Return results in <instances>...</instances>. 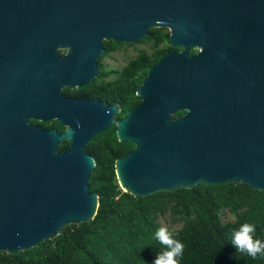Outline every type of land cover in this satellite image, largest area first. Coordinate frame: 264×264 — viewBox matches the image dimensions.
<instances>
[{"label":"water","instance_id":"95a60500","mask_svg":"<svg viewBox=\"0 0 264 264\" xmlns=\"http://www.w3.org/2000/svg\"><path fill=\"white\" fill-rule=\"evenodd\" d=\"M153 28L183 50L151 68L125 118L117 105L65 97L63 87L96 77L105 41L134 43ZM54 118L64 132L31 122ZM115 124L136 146L116 161L136 197L201 183L264 191V0H0V251L95 218L87 145Z\"/></svg>","mask_w":264,"mask_h":264},{"label":"trees","instance_id":"16d2710c","mask_svg":"<svg viewBox=\"0 0 264 264\" xmlns=\"http://www.w3.org/2000/svg\"><path fill=\"white\" fill-rule=\"evenodd\" d=\"M114 44L113 40L105 41L108 51ZM133 44L149 46L139 52L124 72L131 78L134 74L135 82L122 87H130L136 95L151 67L169 51L180 48L171 45L167 28H153ZM128 77L125 75L121 85L128 83ZM139 102L136 96L132 104ZM31 122L54 126L53 122ZM56 125L64 129L57 122ZM70 146L71 142L65 140L59 150ZM134 148L132 143L119 140L115 125L94 137L87 152L97 163L89 180L90 191L99 195L95 218L71 224L59 236L23 252L0 251V264H153L163 247L155 239V232L163 226L162 217L180 225L169 227L184 244L180 264H264V256L253 259L231 244L233 230L244 223L254 224L255 238L264 241V191L242 182L210 186L201 183L191 189L136 197L122 189L116 172V161ZM227 211L234 220L224 222L222 216Z\"/></svg>","mask_w":264,"mask_h":264},{"label":"flooded vegetation","instance_id":"af4514ba","mask_svg":"<svg viewBox=\"0 0 264 264\" xmlns=\"http://www.w3.org/2000/svg\"><path fill=\"white\" fill-rule=\"evenodd\" d=\"M113 41H115V40H113ZM115 42H116V44L111 46L112 49L110 51H108V47L105 46V42H104L105 52L98 59V73H97L96 77H94L88 84H86L82 87L65 86V87H63L62 92L65 95V97L71 98V99L85 100L87 102L97 101L99 103H104L107 106L117 105L119 107V113L115 114L114 118L116 120H121V119L125 118L126 114L130 110L139 107L142 103V100L138 96V90L139 89L137 90L136 95H135V93L129 89L130 87H128L126 90L123 88L124 86L125 87L128 86L130 81H132L133 83L135 82L134 74L131 78L130 74L127 73L129 76L128 77V83L126 85H121V83L124 82L125 75H127V74H124V72L126 71L125 69L127 68V66L129 65V63L132 60L136 59V57L138 55V54L136 56L135 55H132V56L128 55V57L126 58L125 53L127 51V48L135 47L136 45H134L133 43H123V42H118V41H115ZM177 48H180V49L176 50V51L183 50L182 47H177ZM198 51H199L198 48L193 49V50H191V53L196 54ZM60 54L66 55L67 50H64V49L61 50ZM118 55L121 56V60H122V63H120V64H119V59L117 58ZM107 59H109L110 61L106 62ZM150 70H149V72H150ZM149 72H148V74H149ZM148 74H147V76H148ZM145 78H144V80H145ZM136 96L138 97L140 102L138 105H133L132 103L134 102V99ZM185 113H186L185 110L184 111H178L172 115V118L177 119L178 117L184 115ZM32 120L37 121V120H43V119H31V121ZM57 120H59V119L54 118V119H50V121H48V122H53L52 124L54 125L53 127H50V128L44 127L40 124H35V125H39V126H42L44 128H47V129L56 128L60 133H62L66 130V126L61 125ZM37 122L47 123V122H42V121H37ZM56 122L59 123L62 127H64V129L60 130V128L56 125ZM115 126H117V124H115ZM133 145L135 146V144H133ZM135 148H136V146H135Z\"/></svg>","mask_w":264,"mask_h":264},{"label":"clouds","instance_id":"9594fccd","mask_svg":"<svg viewBox=\"0 0 264 264\" xmlns=\"http://www.w3.org/2000/svg\"><path fill=\"white\" fill-rule=\"evenodd\" d=\"M255 231L254 224L244 223L238 229L233 230L231 235V244L236 250L253 259L264 256V241L255 238ZM155 239L163 247L153 264H180L184 244L176 239L175 233L167 226H161L155 232Z\"/></svg>","mask_w":264,"mask_h":264},{"label":"rangeland","instance_id":"374dc122","mask_svg":"<svg viewBox=\"0 0 264 264\" xmlns=\"http://www.w3.org/2000/svg\"><path fill=\"white\" fill-rule=\"evenodd\" d=\"M148 48H149V46L147 44H137L135 47H129V48H127V51L125 53V57L127 58L128 55H131V56L135 55L136 56L137 54H139L140 51L148 49ZM117 58L119 59V64L122 63L121 56L118 55ZM108 61H110V60L107 59L106 62H108ZM222 217H223L224 222L232 221L235 219L233 214L231 212H228V211L223 213ZM160 222L162 223L163 226H167L168 228L169 227H171V228L180 227V225L174 224L169 217H162L160 219Z\"/></svg>","mask_w":264,"mask_h":264}]
</instances>
